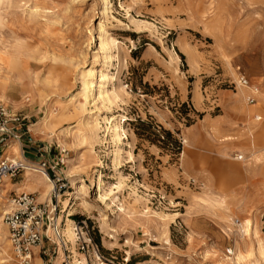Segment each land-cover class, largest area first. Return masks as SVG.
<instances>
[{
  "label": "rangeland",
  "instance_id": "374dc122",
  "mask_svg": "<svg viewBox=\"0 0 264 264\" xmlns=\"http://www.w3.org/2000/svg\"><path fill=\"white\" fill-rule=\"evenodd\" d=\"M102 74L105 102L92 86ZM241 75L245 101L258 89L261 121L239 114ZM3 81L1 155L24 138L39 160L5 157L37 169L47 162L52 183L56 168L65 219L79 233L67 243L73 262L72 251L89 264H124L128 254V264H224L244 224L240 248L252 253L243 264H264L253 236L256 226L264 243V0H0ZM117 121L122 142L108 133ZM33 174L15 181L39 182ZM10 179L0 186V251L21 264L4 223L16 196L4 190ZM75 179L85 183L79 192ZM33 192L23 193L38 199ZM49 232L50 254L36 248L31 264H62Z\"/></svg>",
  "mask_w": 264,
  "mask_h": 264
},
{
  "label": "built area",
  "instance_id": "2783aa9c",
  "mask_svg": "<svg viewBox=\"0 0 264 264\" xmlns=\"http://www.w3.org/2000/svg\"><path fill=\"white\" fill-rule=\"evenodd\" d=\"M238 84L240 87H250L249 80L244 75L239 77ZM257 95L258 89L252 90V96L247 98V102L250 105H254ZM0 116L5 117L6 113L2 110ZM14 121L19 122L20 119H14ZM259 121H261V118ZM3 130L5 131V129ZM236 159L242 161L244 158L242 155H239L236 156ZM48 169L47 162H43L39 165L38 170L50 178ZM25 170L27 168L23 162L2 160L0 162V186L4 184L7 178H16ZM51 171L53 173L52 179L54 185L50 192L49 200L41 203L35 197V194L21 193L9 200L7 204L8 209L4 213V223L9 232L10 243L21 264H31L36 248H39V252L43 256L50 254V251L45 247V242L51 241L48 236L51 228L65 252L62 264H74L67 249V243L62 237V227L58 221L64 209V206L61 205L65 185L57 174L56 168H52ZM75 232H77L76 235L78 236V230H75ZM78 241H80V251L86 252L88 243L84 240L82 241L80 238H78ZM228 252L232 254V249ZM124 264H128V261H124Z\"/></svg>",
  "mask_w": 264,
  "mask_h": 264
},
{
  "label": "bare ground",
  "instance_id": "6f19581e",
  "mask_svg": "<svg viewBox=\"0 0 264 264\" xmlns=\"http://www.w3.org/2000/svg\"><path fill=\"white\" fill-rule=\"evenodd\" d=\"M23 45V44H22ZM24 48V47H23ZM21 52V51H20ZM20 56V55H19ZM17 61V59H16ZM2 63H4V65L6 66L7 70L9 73H12L13 72V62L12 60L10 59V56H7L6 59H2L1 60ZM19 69V68H18ZM91 74H89L90 76ZM105 84H106V76L104 74H102L100 76V81H99V85L97 87H95L94 85L93 86V89L94 88H98V92H99V99L102 101V102H105L106 98H105V92H104V87H105ZM88 83H85V88L87 89L88 88ZM8 83L5 81L3 82H0V92H1V95L4 96L7 91H8ZM248 91H250V88L248 87H245L243 89H241L240 92H238V94H234L233 96L235 97V99L237 101H240L241 103V99L244 101V104L246 105L245 107L242 105V107L240 106L241 108V112L242 114H246L247 117H250V116H253L255 115L258 111H259V107L258 105H248L246 104L247 103V100L245 101V96L246 94L248 93ZM97 94V93H96ZM94 95V91H93V94H91V96L88 94L87 95V98H92ZM237 103V102H236ZM241 105V104H239ZM255 121H259V117H255L254 118ZM47 120V119H46ZM48 122V121H47ZM46 122V123H47ZM44 124H41L39 128L43 127ZM45 127L46 126H49L50 125H44ZM259 127V126H258ZM261 127H259L258 129H260ZM108 133L111 134L112 138L114 141L116 142H122L123 140V137L126 135V132L125 130L123 129L121 123H119V121H117L113 128H112V131L111 130H108ZM11 151L14 152V153H17V148L16 147H12L11 148ZM238 156V155H237ZM14 161V160H13ZM26 168L28 172H34V173H38L40 175H38L40 177V179H46L48 180L47 182H50V184H52V188H50V186L48 185V192H51L52 189H53V183L52 181L50 180V178L46 175V174H42V172L40 170H38L37 168H33V167H30V166H27L26 165ZM71 188L72 189H75L77 190V192L81 191L85 185L84 183V180L81 181L79 179H75L73 181H71ZM94 184V182H93ZM99 187H100V184H99ZM51 189V190H50ZM50 196V194H49ZM48 196V197H49ZM215 204H218L216 203V201H214ZM67 205V204H66ZM69 205V204H68ZM4 209V212L7 211L8 209V206H7V209H6V205L5 207L3 208ZM1 210V209H0ZM68 210V207H65L64 210L62 211L63 215H61L62 217L59 218V222H60V226L62 227V237L64 238V241L66 243H71L72 246H76V234H75V227L73 225V222L70 221L69 218H66L65 219V216H64V213ZM75 209L74 207L71 208L70 212H73ZM121 212L122 213H126V208L122 207L121 209ZM3 212V213H4ZM149 212L147 213H144V216L146 218H148V214ZM249 230L245 227V225L243 224V226L240 228L239 230V233H238V238L239 240L237 239L236 240V251H235V254H234V257L233 258H230V257H225V259L223 260V263L224 264H243L245 260H247V258H249L251 256V250L250 249H246V251L242 250L240 248V240L243 241L247 238V236H249ZM253 232V230H252ZM50 233V232H48ZM259 234H260V231L258 230V228L255 226L254 227V232H253V236L256 238V241H257V250L260 254V256L264 259V243L263 241L259 238ZM114 237L111 235V239H113ZM70 246V245H69ZM72 248V247H71ZM5 250V249H4ZM73 253V259H74V262L77 263V264H89L88 263V260L86 257H82L80 259V255L76 252V251H72ZM0 254L2 256V259H1V264H6L8 261L7 259L5 258V253L3 250L0 251ZM128 254V253H127ZM232 255H233V250H232ZM127 261L129 262L131 260V254H128L127 256Z\"/></svg>",
  "mask_w": 264,
  "mask_h": 264
},
{
  "label": "crops",
  "instance_id": "0c3cea01",
  "mask_svg": "<svg viewBox=\"0 0 264 264\" xmlns=\"http://www.w3.org/2000/svg\"><path fill=\"white\" fill-rule=\"evenodd\" d=\"M239 114H240V116L242 115V112H240L239 111ZM244 114V113H243ZM243 116V115H242ZM259 117L258 115H254L253 116V118H252V121L254 120L255 121V117ZM259 119H260V117H259ZM253 121V122H254ZM250 127V126H249ZM249 129H251V128H249ZM262 135H264V132H263V134ZM22 137H25L24 136V134H22ZM21 137V138H22ZM227 142L228 141H231V142H234V141H232V140H230V139H228V140H226ZM12 147H16L17 148V153H14V152H12L11 151V148ZM11 148H10V150H9V152H4L3 153V155H1L2 154V152L4 151V149H1V147H0V161L2 160V159H4V157L5 156H7V155H10L9 157H11V156H14V154H18V152H20L21 153V157L23 158V159H25L26 161L28 160H30V161H38L39 160V158L37 157V152H38V147L39 146H37V145H35V144H31L30 143V141L28 140H24V138L17 144V145H13ZM5 148V147H4ZM241 151H240V155L241 154H243V152H246L245 151V149H240ZM5 159H7V160H10L8 157H5ZM11 161V160H10ZM29 175H31V174H29ZM33 175H35V174H33ZM36 177H37V179H38V181L40 182H36V183H32V184H30V185H25V184H23V181H15V180H17V178H15V179H10V181H9V183H7L6 184V186H4V190L5 191H8V192H10V195L12 196L13 194L14 195H18L19 193H23V192H25V191H31V189L32 190H34V192L33 193H39L40 194V196H39V198H38V201L39 202H43L44 201V199H43V196H42V193L39 191L40 189H42L41 188V186H39V184H43V185H45L46 186V183H48L47 181L48 180H46V179H40V177L38 176V175H35ZM23 176H20L19 177V179H21ZM7 182V181H6ZM5 182V183H6ZM1 193H2V190L0 189V197H1ZM45 195L46 196H49V192H48V190H47V186H46V193H45ZM0 204H3V202L0 200ZM6 209H7V204H6ZM36 251V253L38 252V250L36 249L35 250ZM59 260H60V258H58L55 262H56V264H59ZM36 263H39V259L38 258H36Z\"/></svg>",
  "mask_w": 264,
  "mask_h": 264
},
{
  "label": "trees",
  "instance_id": "16d2710c",
  "mask_svg": "<svg viewBox=\"0 0 264 264\" xmlns=\"http://www.w3.org/2000/svg\"><path fill=\"white\" fill-rule=\"evenodd\" d=\"M142 126H144L145 128H150V125L149 124H145V123H141ZM167 139L169 140H172V134L170 132H164Z\"/></svg>",
  "mask_w": 264,
  "mask_h": 264
}]
</instances>
